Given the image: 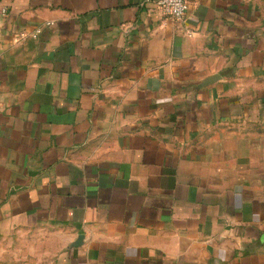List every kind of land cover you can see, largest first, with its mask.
Masks as SVG:
<instances>
[{
	"label": "crops",
	"instance_id": "1",
	"mask_svg": "<svg viewBox=\"0 0 264 264\" xmlns=\"http://www.w3.org/2000/svg\"><path fill=\"white\" fill-rule=\"evenodd\" d=\"M0 264H264V0H0Z\"/></svg>",
	"mask_w": 264,
	"mask_h": 264
},
{
	"label": "built area",
	"instance_id": "2",
	"mask_svg": "<svg viewBox=\"0 0 264 264\" xmlns=\"http://www.w3.org/2000/svg\"><path fill=\"white\" fill-rule=\"evenodd\" d=\"M188 0H156L157 7L167 16L182 19L187 10ZM38 30L32 33L36 37Z\"/></svg>",
	"mask_w": 264,
	"mask_h": 264
}]
</instances>
